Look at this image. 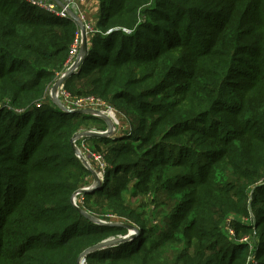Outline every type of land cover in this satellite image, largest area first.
<instances>
[{"label":"rangeland","instance_id":"374dc122","mask_svg":"<svg viewBox=\"0 0 264 264\" xmlns=\"http://www.w3.org/2000/svg\"><path fill=\"white\" fill-rule=\"evenodd\" d=\"M96 1L108 23L99 28L83 11L89 1L81 3V15L100 33L86 35V51L76 67L85 59L81 72L96 66L89 68L85 82L67 77L56 91L55 85L70 68L71 52L62 61L64 54L52 45L51 37L41 42L45 30L26 28L4 15L17 60L15 66L0 68V264H7L3 257L14 248L12 240L23 233L22 227H38L65 216L61 207L66 197L76 210L96 220L138 228L128 242L98 250L82 264H264V52L259 49L264 22L258 21L262 0ZM22 2L26 3L0 0V10L13 13ZM159 6L172 10L167 20L177 29L178 39L151 16ZM135 15L137 24L131 29L119 26ZM230 24L238 25L243 39L238 54L230 50L228 40L219 42L230 37ZM74 25L77 31L80 27ZM152 35L163 39L158 42ZM40 49L52 59L36 53ZM212 49L213 60L202 58ZM24 61L35 63L41 77L23 75ZM106 64L110 66L105 70L98 68ZM46 76L50 80L40 96L36 89L43 87L40 83ZM90 99L100 104L78 102ZM109 107L120 120V126L113 125L115 130L107 118L93 115ZM6 109L16 117L4 119ZM65 120L77 126L71 153L53 164L49 159L57 152L48 133L60 130ZM107 130L114 134L98 139L88 135ZM75 135L83 136L82 150L91 153L88 160L100 155L106 165L104 181L81 194L93 184V172L77 158ZM117 139L123 140L114 142ZM156 164L163 166L157 168L162 171L157 181L162 183L139 187L144 171ZM75 166L87 173L79 174ZM114 192L118 195L114 200L104 196ZM202 197L221 201L224 218L219 229L202 227L210 231L204 240L210 251L199 262L196 242L187 256L177 260L176 251L168 248L180 247L170 240L171 226L184 217L189 220ZM153 210L152 221L143 218ZM128 233L123 230L105 242Z\"/></svg>","mask_w":264,"mask_h":264},{"label":"trees","instance_id":"16d2710c","mask_svg":"<svg viewBox=\"0 0 264 264\" xmlns=\"http://www.w3.org/2000/svg\"><path fill=\"white\" fill-rule=\"evenodd\" d=\"M23 4L19 5L17 7L16 11L13 13H7L6 10L2 9L0 10V68L6 67V66H15L16 58L13 57V44L11 42V39L9 35L7 34V30L9 28V22L6 21L3 23L4 20H6V17L10 19L11 21L22 25L26 28H30L32 30H36L38 28H42V39L41 42H43V38L46 37V42H48V38H52V45L59 46L61 48L62 53L64 54L62 57V61L66 59V53L70 51V45L73 42L75 38V32L76 28L74 25V21L71 20H62L59 18L52 17L50 15H46L42 12V10H39L33 6H30L27 3L22 2ZM262 4L264 6V0H262ZM132 5L130 4L128 8H131ZM161 8L157 9L156 12H153L151 16H154L157 18L159 26H161L164 30H167L170 33H173L174 35H177L176 28L173 27L172 22H168L167 17H172L173 13L172 10L166 7L159 6ZM4 15L6 17H4ZM149 16V17H151ZM107 13L101 11L100 12V19L98 20V27L102 28L105 24L108 23L106 20ZM137 17L132 16V20L129 23H121L119 26H122L124 29L133 27L134 24H137ZM262 20L264 22V7L261 11V14L259 15L258 21L260 22ZM148 22H151V19H148ZM47 28V29H46ZM136 32L134 33V36L139 32V29H135ZM238 25L236 24H230L228 27L229 36H224L222 39H220V43L226 42L225 40H228V46L232 52L239 53L240 50V44L243 40L240 37V34L237 32ZM259 30V29H258ZM222 30L219 29L217 31L221 32ZM149 32V31H146ZM261 32L264 34V26ZM98 31L94 36L99 34ZM49 34H53L49 35ZM118 34V38H122L123 33H116ZM216 35V37H217ZM155 39L158 40V42L162 41L163 38L156 37L155 35H152ZM125 37V35H123ZM166 41V39H165ZM96 41H94L95 44ZM167 43V41H166ZM259 49L261 52H264V41L260 39V45ZM36 53H44L42 56L46 60H51V54L47 53L46 51H43V49H40V51H37ZM70 53V52H69ZM88 55V51L86 52ZM214 50L206 52L202 58H207L208 60H213L214 58ZM69 56V55H68ZM86 58V55H85ZM77 72L72 73L68 78L70 79H80V81L85 82L86 76L89 73V68L87 70H83L81 72V68H85L86 65V59L84 60ZM61 62V61H60ZM262 65L264 66V57L261 61ZM24 69L22 74L25 76H29L32 79L38 78L39 72H38V66L33 62L24 61L23 63ZM110 65H100L98 68H101L105 70ZM26 68V70H25ZM21 70V69H17ZM86 75V76H85ZM41 77V76H40ZM44 81H41L40 85H43L41 89H36V92L39 93L41 96L45 91V85L48 83V80H50V77L46 76L43 79ZM7 111L5 113L4 119H13L16 117V113L13 111L5 110ZM70 120V119H68ZM59 127L60 130L57 131H51L48 133L49 136H52L54 142H55V150L57 152V157L54 155L50 157L49 162L53 164L60 163V160L66 156H70V141L72 136L76 133L77 126H73L72 121L65 120L62 122ZM139 134H142V132H139ZM100 137H96L95 139H98ZM103 138V137H102ZM123 139H117L114 142H121ZM129 154V153H128ZM136 156V155H135ZM75 162V160L73 159ZM65 164V166H68V163H62ZM76 164V163H75ZM163 166L169 167L168 164L163 163ZM161 165V164H158ZM157 164L154 165L153 168L147 169L144 171V177L141 178L140 181H138L139 187L144 186L147 182L150 185L154 184H161L162 179L157 181L160 178L161 170L157 169L158 167L163 168V166H158ZM76 170H78L79 174L87 173L84 169L80 167H76ZM166 171V170H165ZM80 177V175H79ZM79 177H75V180H79ZM163 178V177H162ZM157 181V182H156ZM169 181V179L167 180ZM148 184V185H149ZM205 183H202L204 185ZM199 189V188H198ZM166 191L169 192L168 189ZM103 192L101 190L99 193ZM261 192V191H260ZM108 200H114L116 198L117 193H110V194H104ZM217 199V198H216ZM71 198L66 197L63 199V205L61 207V210L64 217L57 218L56 220L52 221L48 224H42L38 227H22L23 233L21 235H18L14 240H12V244L14 245V248L10 251H8L3 258H5V261L7 264H79V261L85 251L89 248L94 247L95 245L107 240L108 238L112 236H116L123 232V227L119 226H99L88 219L84 217V215L76 210L73 206H71ZM193 203L190 202V206H192ZM70 210H73L74 213L68 214ZM226 211L225 205L221 204V201H217L215 203L213 200H209L206 197H202L199 199L198 204L196 205V209L194 210L193 214L191 215L189 220H186L185 217L181 219L178 223H173L172 230L174 234H171L170 240L180 243V247L177 249H172V247H168L171 250H175L178 254L177 260H181L185 256H187L190 253L191 246H193L194 242L197 243L199 250L195 251L196 258L199 262V257L203 255L205 252H209V245H206L204 243V240L208 235H210V231L207 233L202 229L203 226L209 225L213 227L220 228V223L224 218V212ZM139 223H140V214H138ZM142 218V217H141ZM171 218H167L166 221H171ZM186 220V221H185ZM185 221V223H183ZM141 225V224H140ZM73 229H76L73 231ZM151 230V229H150ZM149 230V232H150ZM168 232L169 231H165ZM163 236L162 233H158V236ZM147 236H144L141 240L143 244H146L147 239H145ZM145 246V245H144ZM142 247V250H149L150 248ZM114 247H109L106 249H110ZM105 250V249H103ZM101 251V250H100ZM97 252V251H95ZM91 253L88 255L89 258L92 257V255L95 253ZM139 251H136L135 253H132V257L137 255ZM200 253V254H199ZM129 255V254H128ZM126 255V256H128ZM113 257V256H111ZM129 257V256H128ZM1 258V257H0ZM114 258V257H113ZM242 255L238 256V259H242ZM237 264V263H232ZM241 264V263H238Z\"/></svg>","mask_w":264,"mask_h":264},{"label":"built area","instance_id":"2783aa9c","mask_svg":"<svg viewBox=\"0 0 264 264\" xmlns=\"http://www.w3.org/2000/svg\"><path fill=\"white\" fill-rule=\"evenodd\" d=\"M24 1L30 6H33L39 10H42L52 17L59 18L62 20H71V21L76 22L77 25H79L80 28H78V30L76 31L75 40H74L75 42L73 46L71 47V50H70L71 56L68 62L70 64V68H74V72H77L79 66L76 67V61L80 62V60L82 59V53L80 52V49L83 45V35L84 33L85 35H88L89 33L94 35L97 32V30L93 28V26H91L85 20L84 16L81 15L80 5L86 0H24ZM66 74L63 75L61 79H63L66 76ZM78 102H81V103L97 102L98 104H100V101H95V99L78 100ZM109 109L110 110L102 112V113L93 111L95 112L93 113V115L101 117V118L102 117L107 118L111 122V126L113 128L115 126L114 124H117L118 126H120V120L117 114L111 107H109ZM91 111L88 110L90 114H91ZM118 133H120V131ZM92 134H97V135H92ZM113 134H114V131H111V130H107L106 132L95 131V132L88 133L90 137L91 136L110 137ZM81 137H79V135H75L74 140H73V146H74L77 158L83 163V165L88 170H91L96 175V177L92 175L91 178L93 179V184L79 191V194H81L82 192L84 193V191L86 190L87 191L94 190L96 187H98L100 185L99 183L104 181V174H105V169H106V165H105V162L102 156L93 155L91 157V161L87 159L91 153L86 154L82 150V147L84 148V145H83V141H81L82 140ZM93 164L95 165L96 170H94ZM103 223L106 224L105 226H108V225L120 226L121 225L120 223H115V224H112V223L109 224L108 222H103ZM227 231L230 236L235 235L234 229L228 227ZM245 241H247V238L243 240V242ZM81 260L82 262L80 264L84 263L86 261V256H82Z\"/></svg>","mask_w":264,"mask_h":264},{"label":"water","instance_id":"95a60500","mask_svg":"<svg viewBox=\"0 0 264 264\" xmlns=\"http://www.w3.org/2000/svg\"><path fill=\"white\" fill-rule=\"evenodd\" d=\"M85 40H86V35L84 33L83 35V47H82V54H84V52L86 51V46H85ZM74 72V68H70L66 74V76L61 79L54 87L53 91H56L57 88L61 85L62 80H65L67 77H69L72 73ZM92 135H97V134H92ZM94 177H96V175L93 173ZM86 193V191H84ZM81 213L85 216L86 219H88L89 221H91L92 223L99 225V226H105L106 224H104L103 222L96 220L95 218L91 217L90 215L84 213L81 211ZM123 229L129 231L128 235L125 237H122L120 239H116V240H110V241H103L97 245H95L94 247H92L91 249H89L87 252L85 251V253L83 254V256H88L89 254L98 251V250H102V249H106L109 247H114L117 246L119 244H123L128 242L130 239H132L135 234L138 232V228H135L131 225H123L122 226Z\"/></svg>","mask_w":264,"mask_h":264},{"label":"crops","instance_id":"0c3cea01","mask_svg":"<svg viewBox=\"0 0 264 264\" xmlns=\"http://www.w3.org/2000/svg\"><path fill=\"white\" fill-rule=\"evenodd\" d=\"M88 1L89 2H87L85 5H83V11L86 12L89 20H94L95 23L97 24L98 20H99V13H100V11H98L99 8H98V5H97V1L96 0H92V1L88 0ZM91 16H92V18H91ZM140 210L141 209L138 210V212H139L138 214H141ZM143 216L142 217L144 219H146L147 221H152L153 216H156V212L154 211V213H152V214L151 213L150 214L146 213Z\"/></svg>","mask_w":264,"mask_h":264}]
</instances>
